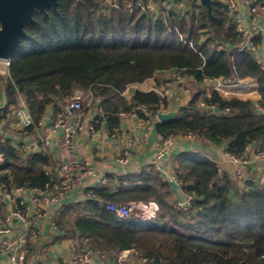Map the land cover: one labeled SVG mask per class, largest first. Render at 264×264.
I'll use <instances>...</instances> for the list:
<instances>
[{"label": "trees", "instance_id": "obj_1", "mask_svg": "<svg viewBox=\"0 0 264 264\" xmlns=\"http://www.w3.org/2000/svg\"><path fill=\"white\" fill-rule=\"evenodd\" d=\"M135 1L104 8L95 0H61L47 15L35 14L11 56L10 76L0 84L8 99L3 117L23 98L34 120L27 131L36 134L50 103L59 109L76 90L89 89L93 101L101 98L96 128L103 120L119 128L121 112L148 118L143 104L154 115L178 108L168 121L154 118L158 132H191L206 146L225 145L238 156L250 145L264 149V59L238 50L241 37L228 3L211 0L209 16L201 0H186V14L153 18L135 10ZM171 70L189 79L183 85L191 96L180 106L137 88L125 96L129 85L151 77L163 81L158 74ZM219 77L227 83L252 79L259 95L239 99L206 86L205 78ZM0 152V181L32 188L51 179L43 170L52 163L49 154L18 151L2 136ZM173 162L182 191L192 195L188 210L175 205L172 184L154 170L111 172L106 184L88 188L93 197L64 208L61 228L88 238L89 248L107 253L115 264L124 250L145 264H264V180L240 190L230 174L219 175L215 163L197 151L175 153ZM131 200L157 201L160 208L150 218L137 211L121 217L106 203Z\"/></svg>", "mask_w": 264, "mask_h": 264}, {"label": "built area", "instance_id": "obj_2", "mask_svg": "<svg viewBox=\"0 0 264 264\" xmlns=\"http://www.w3.org/2000/svg\"><path fill=\"white\" fill-rule=\"evenodd\" d=\"M231 9V16L236 24L237 32L241 37L238 50H250L259 62L264 59V0H232L226 1ZM138 7L142 14L158 18L167 13L186 14L188 9L186 0L175 2L173 0H139ZM262 35L263 40L257 43L255 39ZM11 58L0 57V84L10 76ZM182 74L178 70H171L169 78L164 81L162 98L173 97L176 93L173 89L175 83L180 81ZM205 84L209 88L217 89L224 96L233 93L253 94L257 89L245 92L246 87L242 80L227 83L221 77L205 78ZM254 95V94H253ZM94 104L100 112L101 98L92 100L89 89H78L74 94L55 109L50 103L43 118L38 121L36 134L29 133L27 127L34 123L33 116L28 109L26 101L21 98L18 107L11 113L5 114L8 99L5 93L0 94V136L11 139L12 145L18 151L24 153L44 152L51 156V166H44L46 175L51 179L43 187L26 188L22 186H10L7 182L0 181V201L6 205V215L0 219V251H4L6 257L0 259V264H30L27 262L28 240L40 236L42 224L47 225L46 232L54 236L59 230V221L62 212L67 205L93 197L87 187H101L107 183V175H97L95 167L86 159L81 158L77 144V137L81 133H93L97 130L95 119L87 113L84 102ZM141 109L148 115L150 122L156 115L143 104ZM127 112H121L124 116ZM133 116L142 120L137 111ZM196 139L191 132H178L165 135L157 132V150L151 162L145 166H138L135 172L156 171L162 180L172 184L175 205L181 210H188L191 205L192 195L182 191L181 181L174 164L173 152L185 140ZM210 149L203 151L205 156L213 161L219 175L234 172L238 177L240 190H247L252 182L260 181L250 176L254 170L252 162L256 157H262L264 162V149L250 145L243 156L230 153L225 145H211ZM250 151V153H249ZM202 153V152H201ZM175 154V153H174ZM260 154V156H258ZM3 153L0 152V162ZM118 164L127 163V158L118 156L115 158ZM263 168L260 167L261 171ZM6 171V170H5ZM231 171V172H230ZM0 172L2 170L0 169ZM233 174V173H232ZM231 175V174H230ZM96 177V181L89 180ZM109 210L118 216L127 217L137 211L146 218L156 216L160 205L157 201H107ZM45 221L46 223H43ZM88 242V238L84 239ZM68 256L73 264H111L108 254L87 248L83 253H78L74 247L69 248ZM118 263L123 264L122 256L118 257ZM57 264H64L59 262Z\"/></svg>", "mask_w": 264, "mask_h": 264}, {"label": "crops", "instance_id": "obj_3", "mask_svg": "<svg viewBox=\"0 0 264 264\" xmlns=\"http://www.w3.org/2000/svg\"><path fill=\"white\" fill-rule=\"evenodd\" d=\"M262 22L264 23V18ZM166 73L170 74V71ZM158 76L161 78L162 74H158ZM182 78L185 77L182 76ZM241 80L246 88L257 89V85L252 79L246 78ZM163 81L159 82L155 77H151L142 82L129 85L124 90V94L127 98H130L133 90L137 88L143 91H153L155 98L163 99L160 96L163 90ZM175 84V92L178 99L166 98L165 100L171 105L178 107L188 100L191 96V90L183 85V80L177 81ZM186 90H189L190 93L188 97H184ZM252 95L248 94L246 97L253 98ZM84 104H86L85 110H87L89 116L95 119L99 114L96 106L90 102H84ZM50 111L47 112L50 113ZM157 132L154 118L151 122L148 118L139 120L132 113H128L121 116L119 128H109L107 122L103 120L101 126L95 132L79 134L77 144L81 158L88 160L95 167L97 175H108L111 172H116L117 174L132 173L135 172L136 167L145 166L151 162L157 150ZM210 146H206L198 139L185 140L180 146L176 147L173 157L174 153L177 154L185 151H197L205 155L203 151L205 149L211 150ZM118 156L127 158V163L118 164L115 161V158ZM94 181H96V177L89 180V183ZM6 213V205L0 201V219H3ZM43 223L46 222L43 221ZM42 230V233L47 235L46 237H31L28 240L27 262L30 264H57L59 262L73 264L68 256L69 248L74 247L81 254L89 247L88 242L86 243L84 240L85 238L74 237L72 234L64 231L61 225L54 236L46 232V224H42ZM119 256H122L123 262H126L128 258L134 255L131 250H124ZM5 257V252L0 251V259L3 260ZM111 262V264L116 263L114 260Z\"/></svg>", "mask_w": 264, "mask_h": 264}, {"label": "water", "instance_id": "obj_4", "mask_svg": "<svg viewBox=\"0 0 264 264\" xmlns=\"http://www.w3.org/2000/svg\"><path fill=\"white\" fill-rule=\"evenodd\" d=\"M206 5L209 16L212 14L211 0H201ZM56 6V0H0V57L11 58L17 49L20 39L26 35L25 23L33 21L34 8L42 11L46 6ZM218 112V108H215ZM178 108L167 111L159 110L157 119H172Z\"/></svg>", "mask_w": 264, "mask_h": 264}, {"label": "rangeland", "instance_id": "obj_5", "mask_svg": "<svg viewBox=\"0 0 264 264\" xmlns=\"http://www.w3.org/2000/svg\"><path fill=\"white\" fill-rule=\"evenodd\" d=\"M162 78H163V80L165 81L166 79H168L169 78V74H167L166 75V73L165 74H163L162 75ZM181 81L183 80V82H185V83H187L188 82V80L189 79H186V78H181L180 79ZM164 81H163V84H164ZM164 87V86H163ZM162 87V88H163ZM176 87H174L173 89L174 90H176L175 89ZM253 88V87H252ZM254 89V88H253ZM252 89H250V88H244V91L245 92H249V91H251ZM163 91V90H162ZM189 90H186V93L184 94L185 96L184 97H188L189 96ZM254 95H252L253 96V98H255V96L257 97L259 94L258 93H253ZM161 97H162V95H160ZM179 96H180V94H179ZM230 97L231 96H233V97H237V98H239V99H246L247 97H246V94L245 93H241V92H238V93H233V94H230L229 95ZM181 97V96H180ZM170 98H176V99H178V96L176 95V93L174 94V96L173 97H170ZM169 99V98H168ZM185 99V98H184ZM85 102H88V101H85ZM84 105H86V104H84ZM249 153H250V151H249ZM258 156H260V154L258 155ZM263 160V158L262 157H256L254 160H253V162H252V166L254 167V168H256V167H258V168H256L255 169V171L254 170H251L250 171V174H248V175H250V176H253L254 178H256V179H258V177H260V180L261 181H263L264 180V162L262 161ZM260 167H262L263 169L261 170V171H259L260 170ZM236 171V169L235 168H233V171H232V173H230L231 175V177L236 181V184L237 185H239L238 184V177L236 176V174L234 173ZM231 172V171H230ZM130 259V260H129ZM123 264H145V262H144V260H141V259H139V258H136L135 256H133V257H131V258H128L127 259V261L126 262H124Z\"/></svg>", "mask_w": 264, "mask_h": 264}, {"label": "flooded vegetation", "instance_id": "obj_6", "mask_svg": "<svg viewBox=\"0 0 264 264\" xmlns=\"http://www.w3.org/2000/svg\"><path fill=\"white\" fill-rule=\"evenodd\" d=\"M76 1H81V0H76ZM95 1H97V2H101V3L103 4L104 8H105V7H108V6H110V5H112V6H117L118 3H119V1H122V2H129L130 4H131V2H132V0H95ZM135 2H136V3H135V4H136V8H135V10L140 9V8L138 7V2H139V0H136ZM60 3H61V0H56V6H55V7H54L53 5L46 6L44 11H42V10H40V9H38V8H34V9H33V12H32L33 21L36 20V18H35V14L42 13V14H44V15H47L50 9H57V7H58V5H60ZM103 10H104V9H103ZM33 21H31V22H33ZM26 23H27V22H26ZM26 23H25V24H26Z\"/></svg>", "mask_w": 264, "mask_h": 264}]
</instances>
